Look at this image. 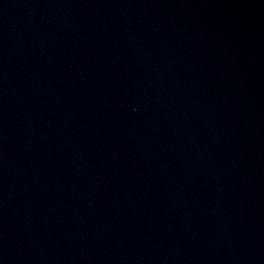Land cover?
Here are the masks:
<instances>
[{"label": "water", "instance_id": "obj_1", "mask_svg": "<svg viewBox=\"0 0 264 264\" xmlns=\"http://www.w3.org/2000/svg\"><path fill=\"white\" fill-rule=\"evenodd\" d=\"M0 264H264V0H0Z\"/></svg>", "mask_w": 264, "mask_h": 264}]
</instances>
